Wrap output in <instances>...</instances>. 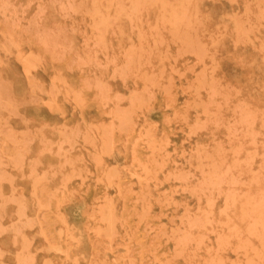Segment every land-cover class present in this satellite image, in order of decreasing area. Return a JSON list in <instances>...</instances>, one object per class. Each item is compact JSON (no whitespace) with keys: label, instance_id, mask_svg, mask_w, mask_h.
<instances>
[{"label":"rangeland","instance_id":"rangeland-1","mask_svg":"<svg viewBox=\"0 0 264 264\" xmlns=\"http://www.w3.org/2000/svg\"><path fill=\"white\" fill-rule=\"evenodd\" d=\"M0 264H264V0H0Z\"/></svg>","mask_w":264,"mask_h":264}]
</instances>
